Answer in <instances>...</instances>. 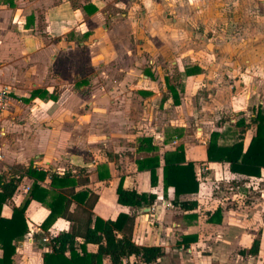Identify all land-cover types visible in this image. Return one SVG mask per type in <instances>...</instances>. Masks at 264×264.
I'll return each mask as SVG.
<instances>
[{
    "label": "crops",
    "instance_id": "obj_1",
    "mask_svg": "<svg viewBox=\"0 0 264 264\" xmlns=\"http://www.w3.org/2000/svg\"><path fill=\"white\" fill-rule=\"evenodd\" d=\"M161 1L0 0V176L20 178L0 217L10 218L31 198L33 186L49 190V202L58 192L49 189L51 172L74 175L84 168L86 186L97 194L92 216L114 220L120 212L134 214L132 241L163 250L149 264H264V168L256 178L233 174L226 163L206 160L208 132L196 128L190 135L194 115L183 98V82L190 84L202 70L184 64L178 79L153 72L151 66L173 46L159 35L148 41L152 31L142 28L151 14H169L171 8L164 9ZM193 65L200 72L188 73ZM261 86H254V93L264 99ZM242 106L238 111L248 113ZM139 138H150L158 149L154 185L149 171L138 168V161L149 156L138 147ZM180 145L199 184L196 193L178 200L195 201L192 210L175 206L173 189H163L162 154ZM29 167L45 178L26 176ZM120 180L123 188L155 200L146 208L119 206L115 189ZM74 206L72 201L69 210ZM216 209L219 221L209 222ZM48 214L45 204L30 199L24 213L28 231L15 242L11 264H41L43 254L52 251L50 238L71 229L61 217L42 228ZM254 240L258 251L250 255ZM96 249L85 245L89 253ZM101 264H110L109 259L103 257ZM121 264L145 263L130 256Z\"/></svg>",
    "mask_w": 264,
    "mask_h": 264
},
{
    "label": "trees",
    "instance_id": "obj_2",
    "mask_svg": "<svg viewBox=\"0 0 264 264\" xmlns=\"http://www.w3.org/2000/svg\"><path fill=\"white\" fill-rule=\"evenodd\" d=\"M187 72L194 74L200 72V68L193 65L187 69ZM171 90L173 91V88ZM174 102L178 103V100L175 99ZM236 117L233 123L226 121L227 126H223L225 120H220L222 122H218L217 126L208 132L206 160L212 163H226L229 172L240 177H259L260 170L264 168V110L260 106L253 107L249 115V123L246 122L242 112L236 113ZM250 127L254 129L253 134L244 145L243 134ZM138 143L141 150L149 153V156L138 161V168L149 171L151 184L154 185L157 180L156 169L160 166L158 149L151 144L150 138H139ZM162 161L163 189L166 190L169 187L173 189L175 199L172 203L175 206L192 210L196 206L195 201L178 200L180 195L196 193L199 184L192 162L185 160L183 146L165 151L162 154ZM24 173L28 177L40 180L46 175L30 167ZM86 176L84 168H77L74 175L70 171L60 175L51 172L49 189H57L58 192L51 195L49 202L45 201L49 190L39 186L31 188L30 199L45 204L49 209L48 216L41 224L42 228L46 229L56 217L72 223L69 231L59 232L50 238L52 251L43 254L41 264H101L103 257H107L110 264H121L123 259L130 256L139 257L141 262L149 264L162 257V248L140 246L132 241L134 214L120 212L114 220H101L92 216L91 209L97 194L91 192L86 186L88 184ZM19 179L5 180L0 176V208L14 194ZM115 194L117 204L126 208H146L155 200L152 194H142L134 189L123 188L121 180L117 184ZM30 199L25 200L20 207L14 208L10 218L0 217V250L2 251L0 264L12 263L15 242L24 239L27 234L24 213ZM72 201L75 206L73 210H69ZM219 218L220 210L216 209L209 216L208 221L214 222ZM77 238L82 239L81 244L76 243ZM86 244L96 245V252H87ZM258 244V240H254L247 253L255 255ZM245 253L241 251V254Z\"/></svg>",
    "mask_w": 264,
    "mask_h": 264
},
{
    "label": "rangeland",
    "instance_id": "obj_3",
    "mask_svg": "<svg viewBox=\"0 0 264 264\" xmlns=\"http://www.w3.org/2000/svg\"><path fill=\"white\" fill-rule=\"evenodd\" d=\"M160 3L164 9L171 8L169 14H151L142 28L149 27L152 31L148 41L159 35L164 41L170 38L173 46L170 43L164 50V58H157L151 66L153 72L158 76L169 73L178 79V68L184 64H195L202 70L190 84L183 82L186 85L183 98L194 115L190 135L194 137L196 128L207 134L223 120V126H227L226 121L233 123L242 105L249 112L252 107H262L264 99L255 97L254 86L260 84L258 90H264V80L256 85V80L264 74L261 65L264 62V0H165ZM171 31L174 35L167 37ZM145 57L148 60L147 54ZM232 94H236L233 103ZM246 99L251 100L245 103ZM249 112H243L247 123ZM253 130L250 127L244 132V144Z\"/></svg>",
    "mask_w": 264,
    "mask_h": 264
},
{
    "label": "built area",
    "instance_id": "obj_4",
    "mask_svg": "<svg viewBox=\"0 0 264 264\" xmlns=\"http://www.w3.org/2000/svg\"><path fill=\"white\" fill-rule=\"evenodd\" d=\"M3 93H4V92H3ZM3 93H1V98L4 97ZM44 241H45V239H44Z\"/></svg>",
    "mask_w": 264,
    "mask_h": 264
}]
</instances>
